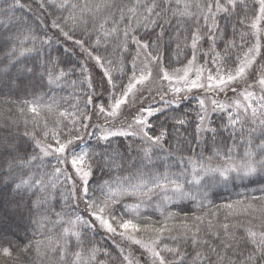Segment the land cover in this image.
Listing matches in <instances>:
<instances>
[{
  "label": "snow or ice",
  "instance_id": "obj_1",
  "mask_svg": "<svg viewBox=\"0 0 264 264\" xmlns=\"http://www.w3.org/2000/svg\"><path fill=\"white\" fill-rule=\"evenodd\" d=\"M54 3L55 0H52ZM60 8H79L81 15L76 16L69 14L68 20L74 25L87 26L88 19L85 18V12L89 14V18L95 12L103 11L105 13L103 22L99 24L97 31L101 33L104 40V47H107L109 38L117 41L115 47L128 52V45L131 43L136 48V56L131 58L130 71L132 76L126 86L113 80L111 72L106 68L104 75L107 82L112 85V96L114 103L106 109L103 105H99L98 111L107 116H117L121 105L128 104L129 95L133 93L137 85H146L151 81L152 72L149 64H161L162 54L160 51V41L165 32L164 25H171L175 20L178 29L185 25L188 27V37L191 43L187 45L191 49V59L183 68L174 69L173 74L163 68L161 64V79L169 82L175 81L176 84H183V87H172L174 95L173 101L179 99L178 94L189 92L192 89H206L216 95L221 93L233 92L236 98L230 103H221L217 99L209 98L207 103L205 99L198 100L199 110L197 112L198 123L196 131L199 138L203 139L205 134L211 135L213 138L227 132L229 138L233 140L231 147H226L223 156L220 152L214 153V156L208 157V160L220 158L225 160V164L221 167L197 168L193 163L191 172L187 169L181 170L179 173L165 172H145L143 168L138 167L134 173L128 176H117L115 180L105 181L99 187L102 197H94L89 193V178L92 175L93 166L98 156H108L111 163L116 167H121L117 162L120 156L119 152L101 153L87 150L76 152L72 149L76 140L82 139L81 130L88 131L89 125L83 121L92 119L86 111H81L77 119L81 120L79 128H70L67 133L63 131V121L56 119L52 128L48 127V120L42 117L44 130L38 138L37 131L25 132V136H29L35 143L38 152L21 158L18 155V145L12 142V134L9 132L7 136L0 137V159L7 163L8 172L14 171L19 167L27 169L24 176L19 178V182L15 184L18 193L23 191H33L40 193L35 201V207L39 208L43 204H47L53 197L49 190L57 188L61 183L60 177L63 176L65 181L71 182L70 192L75 198L77 184L80 188V199L86 205L89 215L98 221L100 226L105 228L108 233L118 236L121 240L126 241L129 245H138L141 256H147L145 264H264V229L254 230L252 227L244 225H230L229 223L220 224L219 228L211 221H208L204 228L201 227L205 223L202 217H196L199 223H194L191 227L187 222H182L181 226H169L165 221L159 226L150 222L141 223L146 220L140 216L141 204L145 199L151 200L153 196H157L166 205L175 200L194 199V197L186 190L185 181L187 183L200 185L202 181L207 183L223 182L229 180H243L257 174H264V65H257V57L260 55L261 39L264 37V29L261 23L264 22V0H252L251 5L245 3V0H133L129 4H121L118 0H101L100 3L89 6L85 2L82 6L72 4L71 0H62L58 5ZM247 12L251 10L252 22L247 25L249 32L254 39V43L247 47L242 56H236L232 60L233 67L229 70L221 72V67L231 58L230 50L243 47L237 44L235 38L227 39L228 33L221 28L220 21L228 20L233 15H237V8ZM142 9V11H141ZM115 10V12L113 11ZM115 13H119L117 17ZM167 14L168 18H165ZM155 17V19L153 18ZM125 25L124 28L120 24ZM243 24L244 20H239ZM109 24V27H105ZM53 27H59L53 22ZM159 27L160 31L153 38L151 29ZM145 30V34H140V29ZM201 29L204 31L201 32ZM74 30V29H71ZM62 34L71 39L68 32ZM233 33L235 28L233 27ZM183 33L181 32V35ZM101 36L95 38L96 46L101 45ZM202 40H206L211 44V51L215 54L216 59L213 64H218L216 74H212L211 69H205L203 66L195 69V79H190V74L197 61L198 46ZM241 41H245V34H241ZM218 41L223 42V52L216 51ZM82 48L84 40L76 41ZM181 45L177 44V49ZM88 51V49H84ZM16 51L15 48L12 49ZM32 49H24L20 52V56L25 55ZM155 53V54H154ZM89 57L104 68L105 63L112 65L113 61L106 57L102 59L100 55H93L88 51ZM144 56L147 61L143 69L137 74V60ZM123 60L119 71L123 72ZM31 68L23 69V72H32ZM47 71V70H46ZM207 71L206 79H202L204 72ZM68 73L60 69L57 75L51 71H47L48 84H54L61 80ZM249 76L256 80L260 86V94L257 95L255 87L249 82ZM89 88H91L90 77ZM243 85V87H242ZM251 89V90H250ZM139 91V89H136ZM120 91V97H116V92ZM42 97H36L32 101L25 100L23 103L27 105V111L32 114L34 121V129L39 128V124L35 123L37 117H41L42 109L48 113L56 112L59 117H67L69 113L59 111L58 106L42 103ZM163 100V96L161 97ZM92 103L91 95L87 97L85 107ZM179 105L177 104V107ZM24 108L20 111L24 112ZM162 109L145 107L140 110V114L133 118L134 123H130L127 129H101L98 135V141L105 144L110 142L114 136H133L139 137L144 142L159 147L162 151L163 143L167 136L166 131H160L157 135H150L148 129L152 127L149 123V117L156 115ZM216 113H224L222 117L223 123L213 126L212 115ZM146 114V115H145ZM72 115L75 116V113ZM76 119L72 124H76ZM180 125H184V119L176 121ZM219 129V131H218ZM51 137L52 143L46 142ZM237 143L244 149L240 163H235L234 153ZM54 156L57 160V167L51 173L32 171L33 168L39 169L43 165L44 157ZM39 161V164L34 162ZM152 164L151 149L144 150V160L141 163ZM183 158H178L176 163H184ZM71 165L74 173L67 170V165ZM191 176V180L187 177ZM75 176V179L73 178ZM47 177V179H45ZM126 198H134L137 203L123 205L125 211L122 215L117 216L115 213V205L120 204ZM258 199L256 197L253 198ZM264 199V198H260ZM231 209L233 205H226ZM163 215V213H161ZM129 218H124L125 216ZM57 219L51 221L53 227L59 226L60 231L55 237L46 235L43 229L47 228L45 220L50 217H44L36 221L37 231L40 232L42 239L29 242L19 252L28 253L30 250L34 255H40L43 248V257H47L49 253L59 257L65 264H84L82 251L76 250L83 243L82 227H92L93 222L84 220L80 216L75 219L69 217L67 220L64 216L57 212ZM167 219H172L170 214ZM227 219V217H225ZM167 234V235H166ZM174 242L172 246L168 241ZM191 248V251H189ZM95 249L93 255L95 256ZM125 249L120 248L118 255L122 257V264H139L136 257L125 255ZM75 259L70 261L69 256ZM107 255V253H106ZM42 257V258H43ZM0 258H4L7 264H13L19 259V253L12 246L0 247ZM111 259V257H109Z\"/></svg>",
  "mask_w": 264,
  "mask_h": 264
},
{
  "label": "trees",
  "instance_id": "obj_2",
  "mask_svg": "<svg viewBox=\"0 0 264 264\" xmlns=\"http://www.w3.org/2000/svg\"><path fill=\"white\" fill-rule=\"evenodd\" d=\"M61 2L62 0H55L54 3L52 0H0V137L7 136L10 132L12 142L18 145V155L24 158L39 151L34 141L24 133L35 130L39 138L44 130L42 117L47 118L49 128L54 126L56 119L62 120L66 125L63 131L67 133L70 128L80 127L81 120L77 117L80 116L81 111H86L92 117L90 121H83L89 125L88 131L81 130L83 138L76 140L72 149L80 152V147L84 145L87 151H96L102 156L104 153H120L117 162L121 167L114 166L108 156L96 158L88 184L89 193L94 197H102L99 187L105 181L111 182L117 176L131 175L138 167L143 168L145 172L179 173L183 169L191 170L193 163L197 168L223 166L225 160L220 158L208 160L207 158L214 156L216 152H220L223 156L226 151L225 146L233 145V140L229 138L228 133L224 132L215 138L205 134L203 139H200L196 131L199 110L197 97L182 95L175 102L169 103L173 101L174 96L168 93L161 95L157 86L149 90L147 95H142L141 101L133 102V107L128 103L124 109L127 119L131 120L136 117V110L140 108L162 109L148 118L149 123L152 124V127L148 129L150 135H157L162 130L167 132L163 143L164 150L156 147L151 152L152 164L141 163L144 160V153L139 149L142 143L133 136L111 138L107 144L98 141L97 137L108 121L107 116L99 113L98 107L103 105L108 109L115 102L112 96V85L107 82V77L104 75L105 69L111 72L114 81L126 86L132 76L129 69L131 58L136 56V48L129 43L128 52H122L121 49L115 47L117 41L111 38H109L107 47H104L103 37L97 29L103 22L105 13L94 11L89 18L86 10L85 18L88 19L86 27L74 25L70 20L65 23L70 13L76 16H80L81 13L79 8H60L58 5ZM85 2L92 7L101 0H71L72 4L81 6ZM118 2L130 5L133 0H118ZM245 3L250 6L252 0H245ZM236 12L237 15H233L228 20H221L220 24L221 28L228 33L227 39L235 38L236 43L242 44L243 47L230 50L231 58L221 67V72L231 69L232 60L236 56H242L247 47L255 42L251 35H247L249 32L247 25L252 22L250 7L247 12L238 7ZM115 15L118 17L119 13ZM165 18H168L167 14ZM241 19L244 20L243 24L239 23ZM54 21L59 27H53ZM105 27H109V24ZM120 27L124 28L125 25L121 23ZM233 27L235 28L234 33ZM61 28L69 33L71 39L62 34ZM164 28V36L160 41V51L163 57L161 64L170 72L183 68L191 59V49L187 46L191 41L187 39V25L178 29L173 20L171 25L165 24ZM159 31V27L151 29L153 38ZM203 31L201 29V32ZM140 34H145L143 28L140 29ZM241 34H245V41L240 40ZM97 36H101L100 46L95 44ZM78 40H84L83 48L76 43ZM178 43L181 45L179 49H177ZM13 48L16 49L15 52L12 51ZM24 49H32V51L20 56V52ZM84 49L91 51L94 56L100 55L102 59L105 57L111 59L113 64L105 63L104 68L100 67ZM216 51L223 52L222 41L217 42ZM215 59L216 56L211 51L210 42L202 40L198 46L197 62L211 69L214 74L217 67H220L212 63ZM121 60L124 62L122 73L119 71ZM25 68H31L33 71L23 72ZM60 69L68 74L49 85L47 71L57 75ZM87 77H90L91 88L88 86ZM164 86L165 83H163ZM120 94V91H117L115 98H119ZM89 95H91L92 103L86 108L85 104ZM162 96L166 100L164 105L161 103ZM36 97H42V103L55 102L54 106H58L59 111H65L69 115L66 118L59 117L55 111L48 113L42 109L41 117L35 120L39 128L34 129L32 114L27 111V105L23 102L32 101ZM21 108L25 109L24 112L20 111ZM73 113L75 116L72 115ZM224 116V113L212 115L213 126L223 123L222 117ZM74 119L77 121L75 125L72 124ZM178 119H184L186 123L180 125L176 122ZM46 142H53L50 136ZM243 151L244 149L237 143L233 162L237 164L241 162ZM178 158H183L185 162L177 164ZM189 159L193 163H189ZM45 162L51 163L49 159ZM34 164H39V162L36 161ZM49 167V164H44L39 169L33 168L32 171L42 173ZM27 171V169L16 167L13 172L9 173L6 161L0 159V247L12 246L19 253V259L13 264H65L52 253L43 257V248L40 255H34L31 250L28 253L19 252L29 242L43 238L37 231V220L50 217V220H45L47 228L43 231L46 235L56 236L60 228L59 226L54 228L51 221L57 219L55 216L57 212L61 213L65 220L69 217L75 219L78 215L84 220L93 222L94 226L80 229L83 243L76 250L82 251L84 264H122V257L118 255L120 248L125 249V255L131 254L145 258L141 256L143 250L138 245H129L120 237L108 233L98 221L89 215L85 203L79 198V184L74 198L67 182L61 181L57 188L48 190L53 198L47 204L39 208L35 207V201L40 193L36 192L33 195L35 190L18 193L15 187L19 178ZM185 188L194 199L175 200L166 205L157 196H153L151 200L145 199L141 204L140 216L146 220H142L141 223L150 222L159 226L166 221L169 226L179 228L182 222H187L191 227L194 223H199L195 220L196 217H202L205 221L201 225L202 228L208 221H211L217 228L222 223H229L252 227L257 231L264 229V199H260L264 198V174H257L243 180H229L226 183L206 184L202 181L200 185H196L185 181ZM254 197L258 199L254 200ZM134 203H137L134 198L124 199L120 204L115 205L116 215L120 216L124 213L123 205ZM229 204L233 205L231 209L226 207ZM170 214L172 219L166 220ZM124 218H129V216L126 215ZM168 243L172 246L174 242L169 240ZM93 249L96 250L95 256L91 258ZM74 259L73 256H69L70 261ZM0 264H7V262L4 258H0Z\"/></svg>",
  "mask_w": 264,
  "mask_h": 264
},
{
  "label": "rangeland",
  "instance_id": "obj_3",
  "mask_svg": "<svg viewBox=\"0 0 264 264\" xmlns=\"http://www.w3.org/2000/svg\"><path fill=\"white\" fill-rule=\"evenodd\" d=\"M261 28L264 29V22L261 23ZM261 50H260V55L257 57V65H264V38L262 37L261 41ZM137 74H139V71L141 69L144 68L145 66V63H147V61L144 59V56L141 55V57L139 58V60H137ZM203 66L205 69H207L204 65H201L199 64L197 61H196V64L193 68V71L192 73L190 74V79H195V69L198 68V67H201ZM149 68L151 69V72H152V78H151V81L148 82L146 85H137L136 86V89H139V91H137L136 89L133 90V93H131L129 95V103L130 105L129 106H132L133 107V102H139L142 100V95H147L149 92V90H151L152 88L154 89L155 86H157V90L159 93L164 94V93H168L169 95H176L172 92V87L173 86H177V87H183L184 85L183 84H176L175 81H172V82H169V81H166V80H162L161 79V71H160V68H161V64H157V63H152V64H149ZM169 72V71H168ZM174 71H170L169 74H173ZM207 71L204 72V76L202 77V79H206V76H207ZM216 73H214L213 75H215ZM249 82L252 83L255 87V90L257 92V95L260 94V86L256 83V80L253 79V77L249 76ZM163 83H165V86L163 87ZM243 87V85H242ZM251 90V89H250ZM163 92V93H162ZM182 95H194L197 97V103H198V100L199 99H205L206 103L208 101L209 98H212V99H217L219 100L221 103H230L233 99L236 98V95L231 92V91H228L226 94L225 93H221L219 95H216L215 93L209 91V90H206V89H203V88H200V89H192L191 91L189 92H182L180 94H178V96H182ZM166 97V96H164ZM161 103L164 105L166 103V100L163 99L161 100ZM128 106V107H129ZM125 105H121V109L119 110V113L117 116L113 117V116H107L106 114H104L105 116H107V123H105L104 125V129L105 128H110V129H127V126L130 124V123H134V120L132 119H127V114L125 113ZM140 110H142V108H140L139 110H136V116H138L140 114ZM146 115V114H145ZM103 129V128H102ZM129 131H132L133 129H127ZM115 137H118V136H114L112 138H115ZM125 137V136H123ZM138 140L141 141V147L139 148L141 152L144 153V150L145 149H151V152L153 151L154 148H156L157 146H153V145H150L146 142H144L143 140H141L139 137H134ZM86 146H82L80 147V151H83V150H87L85 149ZM76 152L77 150L74 149ZM46 159H49V161L52 163H49V162H45ZM39 162V161H38ZM44 164H49L50 167L47 169L46 172H52L53 169L55 167H57V160L54 156H49V157H44L43 159V165ZM67 170L68 172L70 173H74V169L71 168V165H67ZM188 172H191V170H189ZM75 179V176L73 177ZM188 180H191V176L189 175L188 177ZM60 181H65L64 180V177L61 176L60 177ZM67 182V185L69 186V188H71V182L70 181H65ZM191 184V183H190ZM77 188H78V184H77ZM76 188V189H77ZM71 195L73 196V194L71 193ZM75 197H76V192H75ZM140 248V247H139ZM131 256H134L136 257V259L139 261V264H145V260H148L149 258L147 256H145V258H141L140 256H136V255H131L130 254V257Z\"/></svg>",
  "mask_w": 264,
  "mask_h": 264
}]
</instances>
